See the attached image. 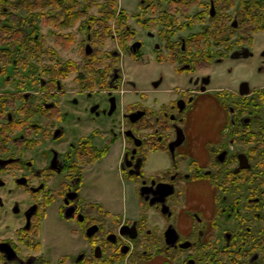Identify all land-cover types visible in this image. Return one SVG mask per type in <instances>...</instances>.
Returning a JSON list of instances; mask_svg holds the SVG:
<instances>
[{
  "label": "flooded vegetation",
  "instance_id": "af4514ba",
  "mask_svg": "<svg viewBox=\"0 0 264 264\" xmlns=\"http://www.w3.org/2000/svg\"><path fill=\"white\" fill-rule=\"evenodd\" d=\"M167 4L168 10L149 16L133 12L134 26L120 20V10L96 22L98 28L111 27L105 39H115L132 65L150 61L152 56L157 63L169 65L172 75L183 83L174 86L175 96L166 101L155 97L152 103L142 104L138 99L128 104L130 109L126 106L122 117L130 126L122 129L126 143L118 170L125 180L138 178V198L166 218L173 216L174 201L169 203V199L178 187L189 180L208 181L214 190L211 215L206 218L193 211L185 236L168 224L177 232L174 246L165 241L168 225L158 234L139 219L122 222L118 214L105 229L98 209L103 206L88 198L84 185L91 167L107 156L109 149L103 154V147L115 141L116 135L100 141L97 129L84 133L85 125L114 112L113 93L122 86L128 85L127 90L136 94L140 91L136 82L124 76L122 51L98 52L91 41L100 31L93 29L95 22L84 20L80 22L85 29L84 53L77 54L79 58L62 59L60 53H39L31 46L36 50L29 56L38 67L21 64V71L14 70L22 72L16 80L7 68H0L1 76L4 72L0 87V264H116L124 259L135 264L137 254L161 249L167 256L190 250L184 264H201L208 250L206 264H216L218 257L223 264H264V0H167ZM141 6L144 13L153 10L150 3ZM193 7L197 12L187 15ZM80 10L81 16L87 11L83 6ZM64 24L57 28L72 27L76 21ZM52 35L61 47L63 37L73 39L71 32ZM33 38L38 40V35ZM97 40L103 46L104 41ZM119 41L127 43L121 46ZM236 62L249 64L255 73L252 79L214 88L223 66L230 73ZM163 80V75L153 79L152 89L158 90ZM210 90L217 91L216 96ZM103 93L107 106L101 102ZM212 96L218 102L217 113L207 128L213 132H188L192 111ZM177 126L183 139L172 155L168 144L176 138ZM128 129L139 144L125 134ZM155 142L165 143L162 150L171 156L172 165L166 174L159 171L146 178L142 167L148 152L142 148ZM203 156L209 158L205 163ZM197 171L205 177L190 178ZM152 180L174 185L173 194L166 197L170 215L161 212L159 203L149 204L152 188L147 200L140 194V188L150 186ZM60 220L69 234L78 237L79 248L56 255ZM133 221L136 237L122 235L121 225ZM184 242L190 245L180 247Z\"/></svg>",
  "mask_w": 264,
  "mask_h": 264
},
{
  "label": "rangeland",
  "instance_id": "374dc122",
  "mask_svg": "<svg viewBox=\"0 0 264 264\" xmlns=\"http://www.w3.org/2000/svg\"><path fill=\"white\" fill-rule=\"evenodd\" d=\"M19 0H0V12H4L2 16V21L4 24H14L17 20L22 16L23 21H27L25 23V34L26 37H31L28 39L27 42L31 44V46L37 47L36 52L39 53H60L62 59L66 58H73L77 59L79 56L77 54L84 53V25H80V22L86 20L87 22H95L93 25V29H98V24L96 22L104 21L105 17L101 14L100 10L102 7L107 8L109 7V1L107 0H88L89 3L95 2L92 6H89L86 13L79 17H77L76 24L72 27L63 26L64 28H57L58 21L61 22L63 16L66 14L64 10L69 7V5L61 4L57 10L58 17L51 14L49 7L34 9L33 13L28 12L26 9L22 8L18 5ZM87 1V0H83ZM115 10H120L122 12L120 14V20L125 21L127 24L134 26L133 20L131 19L133 12H139L141 16L144 14L149 16L153 14L154 11L162 12L164 10H168L167 0H145V4H152L153 10L149 8V10L144 13L142 9L140 0H115ZM139 5V8L137 7ZM84 7V5H82ZM57 7V6H56ZM65 8L64 10H62ZM54 10V8H52ZM157 12V13H159ZM197 12V8L193 7L190 11H186L187 15L192 16ZM6 15V16H5ZM51 15L50 22H45V16ZM184 18V17H183ZM57 19V21H56ZM183 20V19H182ZM74 21V23H75ZM80 25V26H79ZM198 26L196 25L195 28ZM68 33L71 32L72 34V41H69L66 46H57L54 43L52 37L54 32ZM186 33V31H185ZM37 34L38 40H36L35 44L32 45V38ZM119 39V38H118ZM17 42V41H16ZM92 42V41H91ZM100 40H96L92 42L93 47L98 49V52H102L104 50H112L116 49L119 52L122 51L121 58H120V65L124 70L125 78H129L136 82V88L140 91L143 96L140 98L139 94L132 92L128 85L122 86L123 89H120L117 92H114L113 95L116 98V108L111 115L102 114L101 116L91 119L88 124L85 125V134L90 133L93 129H97L100 132V141L102 138L107 139V137L116 135L115 141L111 142L108 145V154L102 160H100L97 164L91 167V170L88 171L85 181V190L86 194L88 195L89 199H93L99 203H101L107 210L110 212H119L123 216H127L129 218L135 219L138 216H145L146 218V226L148 230L152 232H156L158 234H162L165 227L168 224L175 225L178 211L180 208L183 207V203L181 200L178 199L176 201L175 195H173L169 199V203L174 201V205H171V209L173 210V216L170 218H166L162 216V214L154 208L153 206H149L145 204L138 198L136 187L140 183L138 178H132L131 180H125L122 178V174L118 170V163L119 158L123 153L125 140L122 135V129L129 127L130 124L124 123L123 120V112L131 107L128 104L141 99L142 104L152 103L151 101L157 97L160 101H166L175 96L173 89L175 85H183L179 79H176L175 76L172 75V68L165 63H157L154 58L151 56L149 58L150 61H146L145 59L138 64L132 65L129 58L124 54L125 52L121 47L118 46L117 41L115 39H105L104 44H100ZM121 43V44H120ZM127 42L122 43L119 41V44L125 46ZM26 44V43H24ZM3 45H6V42H3ZM20 48L17 50L11 48V53L15 55L16 59L21 58L23 56L20 53ZM122 49V50H121ZM47 57H49L47 55ZM42 58H45L44 56ZM47 60V58H45ZM4 61H0V68H7L6 72L11 74V79L16 80L17 78H21L19 75L22 72H15L14 70L21 71V64L18 66H12L11 64H7ZM26 65L28 68L38 67L36 64L33 63V59L29 60ZM26 67V66H24ZM227 66H223L222 75L216 78L217 83L214 84V88L218 86H234L237 81L242 79H252V76L255 74L251 71V67L248 63L245 62H236L231 64L232 71L230 73L225 72V68ZM14 71V72H13ZM159 75L164 76L163 83L159 86L158 90H154L151 87V81L157 78ZM4 72L3 76L0 74V87L1 85L4 86L3 83ZM2 82V83H1ZM14 83V82H12ZM25 83V81H24ZM13 85V84H12ZM213 95L216 96L217 91L210 90ZM106 94H101V102L103 106H107L106 101ZM212 100L205 101L202 103L201 107V115L204 120L210 121L211 113H217V109L215 104L218 103L216 97H210ZM200 106V105H199ZM214 117V116H213ZM213 117L211 118L213 120ZM205 123V122H204ZM204 128H207L204 126ZM182 162L180 165L185 168ZM172 165V158L168 155L165 151L156 150L150 151L146 155V160L142 167V173L146 178H149L151 175L157 174L159 170L165 169L166 167H170ZM95 181V183H92ZM97 198H95V197ZM139 218V217H138ZM111 221H105V229L111 225ZM56 225V224H55ZM59 236L60 242L58 243L56 255L61 252H73L75 248H79V239L77 236H73L69 234L67 228L65 227V222L60 220L56 225ZM221 228V227H220ZM83 245V244H82ZM85 248V247H84ZM154 252V251H152ZM191 251H183V252H173L172 254L168 255L167 258L170 259H177V261H170L172 264H184L186 260V256L190 254ZM211 250L204 251L203 254L206 256H202L201 264H206L210 261L209 254ZM223 259L218 257L215 262L216 264H223ZM127 262V263H126ZM128 264L129 261L124 259L123 262H118L116 264ZM170 264V263H166Z\"/></svg>",
  "mask_w": 264,
  "mask_h": 264
},
{
  "label": "trees",
  "instance_id": "16d2710c",
  "mask_svg": "<svg viewBox=\"0 0 264 264\" xmlns=\"http://www.w3.org/2000/svg\"><path fill=\"white\" fill-rule=\"evenodd\" d=\"M2 2L5 0H1ZM109 1V7L104 8L102 7L100 12L101 14L105 17V20L110 19V17H112L114 15V13L116 12L115 10V0H107ZM18 5L21 6L22 8L26 9L28 12L33 13V11H35L34 9H39V8H44V7H49L51 14H53L54 16L58 17V14H56L58 12L57 8L61 5H69L68 8H66V10H64L65 8H63L62 10H64V12L66 13L62 20L63 22H59L58 21V25H65L64 23H73L77 17H79L82 13V11L80 10V8L82 7V5H84V8L87 10L89 6H92L93 4H95V2L89 3V1H83V0H19ZM57 6V7H56ZM52 7H55L54 10L52 9ZM4 15V12H0V61H4L8 64H11L12 66H18L20 64L26 65V63L31 60V57L29 56V54H31L32 52H34L33 50H31V44H29L28 39L31 37H26V28H25V23H27V21H23L21 18L22 16L19 18V20L16 21V23L14 24H4V22L2 21V16ZM6 16V15H5ZM50 17H52L51 15L49 16H45V22L49 23L50 22ZM57 21V19H56ZM98 31H100L98 33V35H95L92 38V42L96 41L97 38H100L104 41L105 38H107V36L109 34H107L109 32V30H111V27L109 25H105L103 27H99L97 29ZM110 33V32H109ZM34 38H32L33 40ZM63 39V45L66 46L68 44L69 41H65L64 37ZM68 39V38H67ZM17 41V42H16ZM3 42H6V45H3ZM36 41H32V45L35 44ZM26 43V44H24ZM36 47V45H35ZM34 47V48H35ZM11 48L17 50V48H20V53L25 54L26 56H22L21 58L17 59L15 57V55H13L11 53ZM32 51V52H31ZM13 59H15L17 62H15V64H13ZM108 146H104L102 149V153L104 154L107 151ZM165 148V143L164 142H155L152 146H147L145 148H142V151L144 152H149V151H155V150H159V149H164ZM182 159H186V157H183ZM193 161L190 160L189 163H192ZM168 172L167 169H164L161 171L162 174H166ZM199 177H205L203 174L197 172H191V177L192 179L194 178H199ZM214 179L212 178V181ZM96 208V206H95ZM98 209L100 211H102V221H108V220H112V221H116L117 218L119 217L118 214H112L109 213L107 211H105L103 208H101V206L98 205ZM140 222H142V224H146V218L145 216H141L139 218ZM163 252V249L158 250L157 252H149L148 254H137L135 256V259L133 260L135 262V264L139 261V260H147L150 259L153 255H155L156 253L161 254ZM164 253V252H163Z\"/></svg>",
  "mask_w": 264,
  "mask_h": 264
},
{
  "label": "crops",
  "instance_id": "0c3cea01",
  "mask_svg": "<svg viewBox=\"0 0 264 264\" xmlns=\"http://www.w3.org/2000/svg\"><path fill=\"white\" fill-rule=\"evenodd\" d=\"M199 105L191 113L188 125L189 127L191 126L192 129L188 130V132L194 133L197 130L198 132L209 134L213 132V128H204V126L206 127L209 126V121L203 119L201 115V110H202L201 107L203 104L200 103ZM211 116H214L213 113H211ZM160 150L164 151L162 149ZM194 156L198 158L197 154H194ZM208 159H209L208 157L203 156V158H201V161L205 163ZM168 168L170 167H166L165 169H168ZM162 170H159V171H162ZM178 189L176 191V196L180 195L178 198L179 200L182 201L184 208L181 207L180 211H178L175 225L179 233L182 236H185V235H188V231L190 230L192 223H193V219L191 217V214L193 211H198L202 213L206 218H208L211 215V211L213 209L212 195H213L214 190H213V187L209 184V182L205 180L185 181L181 185L180 188L178 187ZM103 208L105 211L109 213L119 214L121 216L122 222L128 221V220H137L141 217V216H138L139 218L137 217L135 219H132L127 216H123L119 212H110L104 206ZM171 260L178 262L177 259L169 260L167 258V255L155 254L150 259L139 260L136 264H166L167 262L172 264V262H170Z\"/></svg>",
  "mask_w": 264,
  "mask_h": 264
},
{
  "label": "water",
  "instance_id": "95a60500",
  "mask_svg": "<svg viewBox=\"0 0 264 264\" xmlns=\"http://www.w3.org/2000/svg\"><path fill=\"white\" fill-rule=\"evenodd\" d=\"M125 134L128 137H131L134 140H136V144H139V139H137L135 137V135L133 134V132L130 129L126 130ZM182 135H183L182 129L179 126H177L176 127V138L173 141L169 142V144H168V148H169L172 155L174 153L175 147L181 143V141L183 139ZM240 161H241L240 165L242 166V164H243L242 159H240ZM151 188H152L151 197L149 198V191ZM173 192H174V185L173 184L165 183V182L155 183V181H153V180L151 181L150 186H142L140 188V194L142 196H144V198L146 200L149 198V204L153 205L155 203H159L161 212L163 214H167V215H170L171 211H170L168 204H166V197L173 194ZM126 229H128V230H126ZM120 233L122 235H128L129 238H135L136 237V222L133 221L131 225H128V224L121 225ZM164 237H165L166 243L169 246L170 245L174 246L175 242L178 238L176 229L172 225H168V227L164 231ZM189 245H190L189 242H184V243H181L179 246L182 248H185Z\"/></svg>",
  "mask_w": 264,
  "mask_h": 264
}]
</instances>
